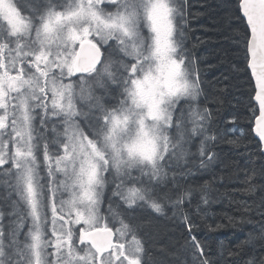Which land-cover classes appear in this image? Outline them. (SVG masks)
Returning <instances> with one entry per match:
<instances>
[{"label": "snow or ice", "instance_id": "obj_1", "mask_svg": "<svg viewBox=\"0 0 264 264\" xmlns=\"http://www.w3.org/2000/svg\"><path fill=\"white\" fill-rule=\"evenodd\" d=\"M189 7L188 0H0V264H149L133 223L142 209H167L181 224L189 264H224L237 254L214 258L194 232V216L208 214L209 185L186 181L216 163L213 146L223 135L200 104V68L185 44L189 16L200 13ZM237 10L258 103L254 131L264 145V0H238ZM257 174L264 168L246 180ZM258 187L259 204L232 203L261 217L264 239V185L244 191ZM226 218L231 226L252 222ZM246 264H264V254Z\"/></svg>", "mask_w": 264, "mask_h": 264}, {"label": "trees", "instance_id": "obj_2", "mask_svg": "<svg viewBox=\"0 0 264 264\" xmlns=\"http://www.w3.org/2000/svg\"><path fill=\"white\" fill-rule=\"evenodd\" d=\"M188 2L190 13H200L194 19L189 16L185 29L186 47L200 68L203 89L200 104L212 113V129L223 135V139L213 146L219 157L216 163L186 181L193 185L205 182L209 185L210 203L202 206L208 214L204 219L194 216L199 224L194 232L211 248L214 258L220 251H233L237 254L225 255L224 264H246L250 255L259 257L264 254L261 217L255 212L238 210V205L232 201L259 204V187L255 193H247L244 189L249 183L264 185V177L259 174L251 181L246 180L253 172L259 173L264 168V154L253 133V108L258 116L253 97L254 81L249 83L250 71L245 69L243 45L238 41L243 21L238 19V0ZM198 140L199 137L193 139L192 152H195ZM233 140L236 142H229ZM2 179L4 177H0ZM3 192L4 186L0 184V194ZM199 195L197 192L193 196V208ZM165 211L167 215H159L149 209L135 214L133 223L140 225L139 236L144 240L146 260L149 264H189L188 254L182 248L187 232L167 209ZM226 215L237 218V221L241 216H247L252 222H237L231 226ZM215 224L224 227L210 231L206 226ZM249 234L254 237L252 245L243 243L249 240Z\"/></svg>", "mask_w": 264, "mask_h": 264}, {"label": "rangeland", "instance_id": "obj_3", "mask_svg": "<svg viewBox=\"0 0 264 264\" xmlns=\"http://www.w3.org/2000/svg\"><path fill=\"white\" fill-rule=\"evenodd\" d=\"M96 91H97V94H99V92L101 91V89H99V88L97 87ZM78 106H79V103H78ZM10 147H11V145H10ZM64 197L67 198V193L64 194Z\"/></svg>", "mask_w": 264, "mask_h": 264}, {"label": "water", "instance_id": "obj_4", "mask_svg": "<svg viewBox=\"0 0 264 264\" xmlns=\"http://www.w3.org/2000/svg\"><path fill=\"white\" fill-rule=\"evenodd\" d=\"M256 104L258 105L257 102H256ZM254 135H255V131H254ZM255 137H256L257 140H259L258 137H257L256 135H255ZM262 147H263V153H264V145H262Z\"/></svg>", "mask_w": 264, "mask_h": 264}, {"label": "bare ground", "instance_id": "obj_5", "mask_svg": "<svg viewBox=\"0 0 264 264\" xmlns=\"http://www.w3.org/2000/svg\"><path fill=\"white\" fill-rule=\"evenodd\" d=\"M249 71H250V70H249ZM200 97H202V95H201Z\"/></svg>", "mask_w": 264, "mask_h": 264}]
</instances>
